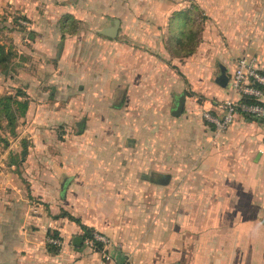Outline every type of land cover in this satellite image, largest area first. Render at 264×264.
<instances>
[{"label":"crops","instance_id":"obj_1","mask_svg":"<svg viewBox=\"0 0 264 264\" xmlns=\"http://www.w3.org/2000/svg\"><path fill=\"white\" fill-rule=\"evenodd\" d=\"M0 5L21 25H11L12 36L38 45L47 59H55V53L62 59L69 43L77 45L79 59L87 45L89 60L96 61L87 73L103 80H91L92 85L70 98L72 106L78 109L86 91L92 92L87 125H98L95 133L102 134L104 126H112L116 111L124 125L119 148L112 133L96 140L97 147L89 140L88 148L78 143L63 148L61 137L37 129L26 137L24 154L0 155V264H264V120L240 114L216 133L203 119L200 149L195 150L179 126L188 95L180 93L184 86L173 70L152 54L129 50L128 43L113 55L111 41L116 37H84L75 31L80 23L106 28L113 13L130 14L136 29H167L179 45H186L191 39L186 34L193 35L197 23L199 36L191 54L169 56L168 42L162 45L160 38L155 39V46L162 45L156 52L176 58L171 64L191 90L196 89L191 76L203 77V89L216 97L203 99V111L214 113L219 102L233 96L228 81L238 57L253 56L264 74V0H0ZM70 26L73 31H64ZM145 41L150 43H137ZM96 46L100 50L92 56L91 47ZM221 67L227 76L224 86L216 81ZM112 69L119 72V84L112 83ZM159 70L165 76L157 88ZM57 71L53 68L54 75ZM213 75L218 88L209 84ZM118 88L124 90L113 107L109 98ZM48 89L50 96L36 103L52 108L56 121L62 102L57 88ZM180 98L181 114H171L168 143L159 145L167 148L160 152L156 147L161 136L150 132L151 126L160 120L162 103L170 99L171 113ZM131 125L133 132L128 130ZM82 135H76L77 141ZM130 139L137 143L124 144ZM200 168L203 182L192 181ZM194 188L203 189V196ZM63 211L106 236L108 243L100 249L89 245L80 226L62 216ZM48 230L60 238L56 252L49 251ZM75 237L82 238L79 245L73 243Z\"/></svg>","mask_w":264,"mask_h":264},{"label":"rangeland","instance_id":"obj_2","mask_svg":"<svg viewBox=\"0 0 264 264\" xmlns=\"http://www.w3.org/2000/svg\"><path fill=\"white\" fill-rule=\"evenodd\" d=\"M3 5V4H2ZM0 5V38L1 41L5 45L11 46L14 51L17 52V55L15 58L10 63V72L8 74H2L0 73V96L6 93H11L14 94L17 88H21V90H25L26 96L29 98L35 99V101L30 105L28 102V107L25 115L21 118H19L17 126H16V135L12 136L9 135L7 130H2L3 135L5 136L7 142L5 144H0V155L6 153V152H14L18 150H22L23 145L22 141L26 140V137H28L30 134L32 135L37 129L40 132H44L47 134H53L58 137H61L63 140V148H72L73 145L74 147L76 144H79L80 148H88L89 146V140L94 142V146L97 147L95 144L96 140L101 141V138L104 135H107L108 133H112L115 137V145L116 147H121L119 144V138L121 136V132L123 131L124 125L120 123V113L119 111H116V114L112 115L113 120H111L112 126H104L103 129L105 132L102 134L100 133H95L99 126L96 125V128L93 126H88L87 125V114H88V108H87V103L89 101L88 97H91L93 95L92 92L86 91L84 94V98L80 99V105L79 108H75L72 106L71 103V97H77L79 92L82 91L84 88H88V86L92 83L90 82L91 80H95L99 82H96L98 84H101L103 78L100 77L99 79L93 77L90 78L88 73H87V68H94L96 61L94 59L92 62L89 60V56L87 53L88 46L84 45L83 46V51L80 53V58L77 59V45L73 46L72 44L69 43L64 49L63 52V58L58 57L55 53V59H47V54L42 55V50H40L38 45H32L29 41H26L25 38L21 39L20 36L17 38L12 36L11 28L13 26L14 18L12 16L8 17V12L5 7ZM3 9V12H2ZM8 14V15H7ZM134 14V13H133ZM132 14V15H133ZM135 15V14H134ZM5 18V19H3ZM120 19L119 27H118V33L115 39H113L112 42V53L113 55H116L115 53H118L117 47H123L125 43L128 45V49L135 51V49H140L142 52L145 54H152L155 56L157 59L158 63H161L166 69L168 68L169 70H173L177 74V81L180 84H183L184 89L181 94H187L186 96V105L184 106V112L180 115L182 118H185L182 124H180L181 128V133H186L187 134V139H192L191 144L195 145V150L200 149V144L198 139L202 137L200 134H203V99H210V100H215L216 97L211 96V94H208L203 89V77L201 80H199V77H193L192 81L194 83V90H191V87L187 80L185 79V76L181 74L174 65L171 64V62H174L176 58H171L172 56L176 57L181 55L180 53L184 54L187 49H195V44L197 42V37L199 36V25L197 23L194 25L193 28V36L191 37L190 41L194 42L193 44L190 43L188 39V44L183 43V44H178L177 40L175 38L170 37L169 31L166 29L164 32L158 33V31L153 28V27H143L142 29H136L134 25H132L133 20L130 18V14H121V13H113V17L107 21V27H111L114 24L115 19ZM17 19V18H16ZM71 22V20H70ZM69 22V23H70ZM21 23H23L22 26H24L25 22L23 19H21ZM12 25V26H11ZM90 25V23H89ZM88 25V27H89ZM3 26V27H2ZM87 24H78L75 25V28L78 33H83L84 37H92L96 38L98 36H101L99 34V31L104 28H94L90 27L88 28ZM74 26H70V29L67 32H71L74 29ZM11 29V30H10ZM78 29V30H77ZM141 37V38H139ZM143 38V39H142ZM160 38L162 45H165L164 40H167L168 42V48L165 45V49L170 51L169 56H171V60L169 59V56L163 53H158L156 52L157 50L159 51V47L162 45L157 44L155 46V39ZM14 42V45L11 42ZM141 40H150V43H144V45L139 46L137 43ZM176 42V43H175ZM133 43V44H132ZM137 43V44H136ZM164 43V44H163ZM34 47V48H33ZM56 52L58 51L59 45L56 47ZM38 51V55H33L31 52L34 50ZM92 49V56H96L98 51L100 50L99 46L91 47ZM175 49V50H174ZM160 52V51H159ZM95 53V54H94ZM91 55V53H90ZM166 55V56H165ZM26 56V57H25ZM165 56V57H162ZM58 58V59H57ZM235 58V57H234ZM173 60V61H172ZM182 61V59L180 60ZM232 61V60H231ZM179 62H176L178 64ZM228 64H233L231 62H227ZM119 64V63H118ZM89 65V66H87ZM53 68L58 70L55 75L53 74ZM96 68V67H95ZM176 68V69H175ZM111 80L112 83H118L121 82V79L119 77V72L117 69H112L111 70ZM158 77H159V85H156L157 88L161 87L164 71L159 70L156 71ZM160 75V76H159ZM134 76V73H133ZM157 77V78H158ZM210 86H213V88H218L219 85L215 82V75L210 77L209 80ZM54 87V89L57 88L58 90V101L62 102V110H59V108L56 109V111L60 112L62 116L57 118L55 121V118L51 117V114L53 113L52 108H46L47 106L44 104V108L41 106V104L36 103V100L39 102L41 99H46L48 96H50V90L48 89L49 87ZM44 88V90H43ZM124 89L118 88L116 89L112 96L109 98V103L113 107H118L117 104L120 102L121 99V93ZM203 92L205 95H208L204 97ZM30 93V96H29ZM178 94L176 93V96ZM32 96V97H31ZM67 97L68 99H66ZM172 98V96H171ZM49 100V98H48ZM217 100V99H216ZM51 104V103H50ZM64 106H67L64 107ZM172 103L170 102V99L166 103L161 104V108L159 110V122H157L155 125L151 126V131L153 130L154 133H158L160 138V141H158L157 149H161L160 152H164L167 148L165 145L159 146L160 143H168L166 136H167V130L170 128V125L168 122H170L173 119V116L170 113ZM120 108V107H119ZM120 110V109H117ZM138 109H132L133 113H136ZM49 115V116H48ZM110 120V118H107V120ZM48 120V121H47ZM78 120V121H77ZM74 121V123H72ZM81 121H86L82 132H84V135L81 136L80 140L77 141V132L80 130V126L75 124L76 122H81ZM0 123L4 125V121L1 120ZM133 125L128 126L129 131H134ZM88 128V129H87ZM141 129V128H138ZM112 130V132H111ZM185 130V132H183ZM152 132V133H153ZM189 134V135H188ZM164 135V137H163ZM99 136V137H98ZM133 140V139H130ZM129 141H124V144H128L129 147L130 145H133L137 143L135 140H133L131 143ZM113 143V144H114ZM27 145L29 143L24 142L25 149L27 148ZM128 147V148H129ZM135 147V146H132ZM196 154L198 152L196 151ZM167 156V155H165ZM178 158V157H177ZM182 161V159H180ZM200 162V161H199ZM197 162V164H199ZM2 166V165H0ZM3 167V166H2ZM196 170V169H195ZM197 174V175H196ZM181 175V174H180ZM187 176V174L185 175ZM63 180V178H62ZM192 181L198 182L202 181L203 182V168H200L199 173H193L192 175ZM196 191L200 192L202 191V194L199 196H203V189H193V192L196 193ZM197 210L199 209V206H195Z\"/></svg>","mask_w":264,"mask_h":264},{"label":"built area","instance_id":"obj_3","mask_svg":"<svg viewBox=\"0 0 264 264\" xmlns=\"http://www.w3.org/2000/svg\"><path fill=\"white\" fill-rule=\"evenodd\" d=\"M228 86L233 96L219 102L218 111H203L202 114L203 119L216 133L225 131L240 114L247 118L264 120V74L259 70L253 56L242 55L237 58ZM246 99L257 102H248ZM85 241L91 246H94L95 242L106 245L108 238L98 232H92ZM48 242L58 246L61 244L55 237L49 238Z\"/></svg>","mask_w":264,"mask_h":264},{"label":"trees","instance_id":"obj_4","mask_svg":"<svg viewBox=\"0 0 264 264\" xmlns=\"http://www.w3.org/2000/svg\"><path fill=\"white\" fill-rule=\"evenodd\" d=\"M5 19V18H3ZM17 25L19 23L15 20ZM21 26V25H19ZM3 27V26H2ZM1 29V28H0ZM69 28H64V31H68ZM191 32V31H190ZM183 35L184 32H181ZM187 36L191 38L193 35L191 33H187ZM13 45V44H11ZM61 47V45H59ZM193 52L192 49H187L185 52V55H189ZM17 55V52L11 48L10 44L5 45L0 38V73L2 74H8L10 72V63ZM28 97L26 96L25 90H21V88H17L14 94L6 93L0 96V121H4V125L0 123V144H5L7 142L5 136L2 133V130H7L9 135L15 136L16 135V126L18 123L19 118L23 117L27 111L28 107ZM248 102H257L256 100L252 99H246ZM260 102V101H259ZM253 119V118H250ZM258 122H262V120L253 119ZM80 126V130L77 132V134H80L82 132V129L84 127V121H81L78 123ZM24 142L26 143V140L22 141L23 148L21 150V153L24 154L26 152ZM14 160V158H13ZM62 216H67L74 222H76L80 228L83 230L82 237L83 239H86L87 237H90L92 235L93 229L89 228L85 225H83L79 218L71 216L69 213L63 211L61 212ZM48 235L51 237L59 238L58 234L56 232H51L48 230ZM60 246V245H59ZM94 246L97 249H100L102 247V244L100 242H95ZM49 251L56 252L58 251V245L48 243Z\"/></svg>","mask_w":264,"mask_h":264},{"label":"water","instance_id":"obj_5","mask_svg":"<svg viewBox=\"0 0 264 264\" xmlns=\"http://www.w3.org/2000/svg\"><path fill=\"white\" fill-rule=\"evenodd\" d=\"M119 19H115L114 20V24L111 27H107L104 29H101L99 31L100 34L107 36L109 38H115L117 36L118 33V27H119ZM224 68L221 67V74L216 78V81L221 84V85H225L227 82V76L224 73ZM182 107H183V102L182 99H179V102L177 103L176 107L172 110L171 114L173 116H178L181 114L182 111ZM82 242V238L81 237H75L73 240V243L75 245H79Z\"/></svg>","mask_w":264,"mask_h":264}]
</instances>
